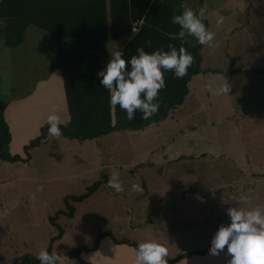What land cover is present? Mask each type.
Returning <instances> with one entry per match:
<instances>
[{"label":"crops","instance_id":"1","mask_svg":"<svg viewBox=\"0 0 264 264\" xmlns=\"http://www.w3.org/2000/svg\"><path fill=\"white\" fill-rule=\"evenodd\" d=\"M206 2L203 0L200 5L206 6L207 10ZM218 2L215 4L217 6L213 13L214 19L220 16V10L225 7L223 3ZM247 2L251 5L253 0ZM105 3L109 8L110 0H105ZM189 3L190 0H185L183 6L188 7ZM73 5L74 13L78 11V6L76 8V4ZM101 5L103 6V3ZM237 5L238 9L242 3ZM98 9L103 10L101 7ZM245 9L246 7L243 11ZM208 12L207 10V19ZM70 19L71 23L65 21L63 28L60 27L70 35L68 39L50 33L52 38H49L43 34L44 30L29 26L25 31L24 41L16 48H9L5 46L3 39L0 40V47L3 46L0 48V85L6 82V87L10 90L9 97L0 94V101L7 104L5 119L11 133L12 155L25 152V147L42 135V129L47 125L46 117L53 110L60 117L61 125L70 122L65 82L58 62L61 54L72 52L73 47L66 42L75 39L78 23L82 21L76 13ZM253 21L250 18L237 19V52L242 49L247 51L244 53L249 55L253 63L240 62L232 74L218 67L205 66L206 46H199L203 58V72L191 79L185 103L171 110L166 119L153 123L144 130L129 131L138 135L148 133L135 141H128V145H125L127 140L122 145L115 141L107 148L108 164L105 168L102 164L96 167L120 169V174L124 170L132 169L128 171L129 177L120 179L124 191L128 190L120 194L125 198L123 200L127 206L130 198L136 199L137 203L142 199L147 200V203L136 204L134 211L145 213L143 217L148 218L135 223L133 218L128 231L146 232L145 229L149 228L150 231L146 233L150 235V239H155L162 224L158 219L150 218L157 217L156 212L161 216L162 211L167 216H174L177 208L182 206L188 208L191 217L200 215L204 219L208 218L207 221H200L196 230L194 228L182 232L179 240L176 236L168 238L169 241L175 239V249L188 248L168 257V261L175 260L168 264H179V261L181 264H227L230 257L226 253V247L218 255L209 253L210 241L217 228L228 223L226 209L235 206H260L264 209V70L257 68L259 64L256 51L260 43L255 40L258 38V41H261L264 37L260 38L253 32ZM221 26H224V23ZM2 27L3 24L0 23V31ZM101 35L102 33L95 32L91 37L100 38ZM135 35L131 32V35L119 39L110 37L106 44L108 54L116 50L123 52ZM75 36L76 39L87 37ZM183 41L193 45L188 42L186 35ZM81 70L84 69L80 68L79 71ZM6 72L8 75L5 76ZM233 81L237 83V89L230 86ZM254 81L256 83L252 87L251 83ZM224 83L230 87L228 94L214 95L205 87L212 85L215 88ZM114 113L113 107V118ZM115 133L121 131H113L92 140L66 139L70 143L76 141L83 146L88 141H97ZM50 138L51 135L47 133L46 139L35 149L48 145ZM74 146L71 144L70 148L74 149ZM94 156L98 158L96 151ZM76 160L80 161V166L91 162L86 150H83V155H76ZM214 165H220V168L227 172L237 171V176L231 173L234 176L232 180H226L219 174L208 179H187L191 169H200L203 166L206 170ZM88 168V171H91L93 166ZM135 175L139 176L145 194L132 193L131 185ZM108 178L103 180L104 184L102 183L99 189L103 185L108 187ZM208 180L217 183L213 191L204 189V186L210 183ZM188 185L193 188L187 190ZM241 196H247L249 199L242 200ZM212 216L216 218L210 220L209 217ZM164 240L166 245V239ZM138 242V238H116L111 233L110 236H103L99 245L93 247L92 251L81 254V258L65 254L64 264H131Z\"/></svg>","mask_w":264,"mask_h":264},{"label":"rangeland","instance_id":"2","mask_svg":"<svg viewBox=\"0 0 264 264\" xmlns=\"http://www.w3.org/2000/svg\"><path fill=\"white\" fill-rule=\"evenodd\" d=\"M206 1L209 18L204 23L215 33L216 47H205V66L218 67L232 74L240 62L253 63L249 55L244 53L247 51L242 49L237 52V19L250 18L252 21L259 19V21H253L251 28L257 36L264 37V0H253L251 5L247 0ZM218 1L225 5L219 14L224 17V26L219 27L216 26V19L213 18L217 6L215 4L219 3ZM190 3L188 7L193 10L201 7L198 0H190ZM237 3H242L238 9ZM243 6L246 7L245 11ZM42 32L52 38L49 33ZM186 39L195 46H202L187 34ZM255 40L260 43L256 51L257 64H259L257 68L264 70V40L258 41V38ZM6 75H8L7 72ZM255 83V81L252 82L251 86L254 87ZM6 84L3 82L0 85V94L9 97L10 90ZM236 84L233 81L230 86L237 89ZM256 90L257 88L255 92ZM146 133L148 132L138 135V133L121 131L97 141H88L83 146L76 141L70 143L61 133L59 137L51 136L48 145H42L39 149L30 151V159L25 152H18L15 156H20L23 161L15 163L0 161V264H23V261H29L31 257L35 258L42 247L47 248L49 252L55 250L63 255L81 258V254L92 251L93 247L99 245L103 236H110L111 233L116 238L132 236L140 241L149 240L150 235L146 233L149 228L145 229L146 232L128 231L133 218L134 223L140 219H146L147 216L143 217L145 213H135L134 206L147 203V200L142 199L137 203L136 199L130 198L129 206H127L121 192L116 193L106 185L98 188L86 201L76 202L71 199L73 196L85 195L89 188L97 182H103L112 171L119 173V179L129 177L128 171L132 169L124 170L120 174V169L108 170L96 167L102 164L105 168L108 164L107 148L115 141L122 145L127 140L125 145H128V141H135ZM71 144L75 145L74 149L70 148ZM83 150H86L91 162L88 161L84 166H80L76 155H83ZM95 151L98 158L94 156ZM91 165L93 168L88 171ZM188 173H190L187 177L189 180L205 177L208 179L216 174L226 180H232L234 176H237V171H224L220 165H214L213 168L206 170L202 166L200 169H191ZM231 173L235 175L232 176ZM208 181L210 183L204 186V189L213 191L217 183H213V180ZM217 182L219 184V181ZM134 183L140 185L141 191H132V193L144 192L145 194L139 176L133 177L132 184ZM192 188V185L186 186L187 190ZM69 196L72 197L69 198ZM70 212H72L71 215ZM189 212L188 208L182 206L177 208L174 216H167L162 211L161 216L156 212L157 217L150 218L158 219V222L162 224L154 240L161 242L168 249V257L188 249H175L173 246L176 243L175 239L169 241L168 238L176 236L179 240L182 232L194 228L196 230L197 224L204 219L200 215L191 217ZM53 217L56 219L55 223L51 220ZM215 218L216 216L209 217L210 220ZM207 219L204 220L207 221ZM164 239H166V245ZM188 243L190 244V241Z\"/></svg>","mask_w":264,"mask_h":264},{"label":"trees","instance_id":"3","mask_svg":"<svg viewBox=\"0 0 264 264\" xmlns=\"http://www.w3.org/2000/svg\"><path fill=\"white\" fill-rule=\"evenodd\" d=\"M184 2L185 0H110V7L107 8L105 0H0V23L3 24L0 40L3 39L5 46L16 48L24 41L25 31L29 26L38 27L59 38L70 37L60 27L63 28L65 21L71 23L70 18L76 13L82 21L78 23L75 35L87 37L76 39L74 35L75 39L66 42L73 47L72 52L59 56V68L64 77L70 111V122L66 127L61 125L62 135L68 139L84 141L113 131L144 130L153 123L166 119L171 110L181 107L189 94L191 79L203 72L201 48L174 38L179 27L172 24L171 17L179 14ZM74 3L76 8L78 6V11L73 13ZM97 6L103 10L96 8ZM139 21L143 22L140 31L123 51L125 59L135 54L137 47L142 46L145 51L151 52L161 47L166 49L168 44L177 48L182 44L191 53L193 63L183 78L174 77L171 71L164 74L166 87L159 91L157 113L148 120H143L140 118L141 113L137 111L133 120L129 121L118 105L114 107V118L112 117L113 107L109 106L108 92L100 85L97 72L109 58L106 48L108 39L131 35L133 23ZM95 32L102 33L101 37H91ZM80 68L84 70L80 72ZM6 108L7 104L0 101V161L20 162L23 161L20 156L10 153L11 133L5 119ZM47 127L46 125L42 129L39 138L25 147L28 159L31 158L29 152L46 139ZM102 183H96L83 196L69 198L83 202ZM54 219H51L53 223ZM22 263L39 264V261L31 257L29 261Z\"/></svg>","mask_w":264,"mask_h":264},{"label":"clouds","instance_id":"4","mask_svg":"<svg viewBox=\"0 0 264 264\" xmlns=\"http://www.w3.org/2000/svg\"><path fill=\"white\" fill-rule=\"evenodd\" d=\"M181 9L179 14L171 17L172 24L179 27L174 38L182 42L187 34L202 46L216 47L215 33L204 23L207 19L206 6L193 10L181 4ZM223 21L224 17L218 16L216 26L219 27ZM192 63L191 53L182 44L179 48L168 44L166 49L161 47L151 52L145 51L141 46L127 59L121 50L111 52L97 76L100 78V85L108 92L110 107L118 105L129 121L133 120L137 111L141 113V119L148 120L159 109V91L166 87L164 74L171 71L174 77L183 78ZM205 87L214 95L228 94L230 90L227 83L215 88L212 85ZM46 123L49 135H61V120L55 110L48 114ZM107 186L116 193L124 190L117 171L109 174ZM131 191H141L140 185L132 184ZM241 199L249 198L241 196ZM226 214L228 223L217 228L210 241L209 253L218 255L226 247V253L230 257L227 264H264V209L260 206H235L228 207ZM35 259L39 264H64L62 253L55 250L49 252L44 247L39 249ZM131 264H168V249L154 239L140 241L136 244Z\"/></svg>","mask_w":264,"mask_h":264},{"label":"built area","instance_id":"5","mask_svg":"<svg viewBox=\"0 0 264 264\" xmlns=\"http://www.w3.org/2000/svg\"><path fill=\"white\" fill-rule=\"evenodd\" d=\"M142 23H143L142 21L134 22L133 23V26H132L131 32L134 33V34H137L140 31V28H141ZM133 28L135 29L134 32H133Z\"/></svg>","mask_w":264,"mask_h":264}]
</instances>
